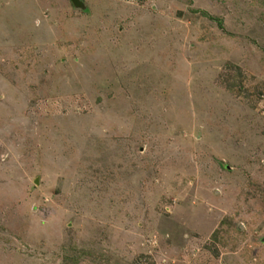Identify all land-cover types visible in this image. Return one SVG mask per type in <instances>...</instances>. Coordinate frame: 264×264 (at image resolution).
<instances>
[{"label":"rangeland","instance_id":"obj_1","mask_svg":"<svg viewBox=\"0 0 264 264\" xmlns=\"http://www.w3.org/2000/svg\"><path fill=\"white\" fill-rule=\"evenodd\" d=\"M84 1L0 0V264H264V0Z\"/></svg>","mask_w":264,"mask_h":264},{"label":"water","instance_id":"obj_2","mask_svg":"<svg viewBox=\"0 0 264 264\" xmlns=\"http://www.w3.org/2000/svg\"><path fill=\"white\" fill-rule=\"evenodd\" d=\"M72 5L76 8V9H82L85 10L87 8V6L85 5V3L82 0H70ZM36 184H39V180L37 179Z\"/></svg>","mask_w":264,"mask_h":264},{"label":"clouds","instance_id":"obj_3","mask_svg":"<svg viewBox=\"0 0 264 264\" xmlns=\"http://www.w3.org/2000/svg\"><path fill=\"white\" fill-rule=\"evenodd\" d=\"M84 3H85V1L84 0H82ZM85 5H86V3H85ZM87 6V5H86ZM88 7V6H87ZM87 10V8L85 9V11Z\"/></svg>","mask_w":264,"mask_h":264}]
</instances>
